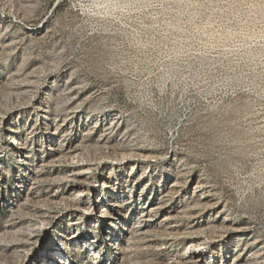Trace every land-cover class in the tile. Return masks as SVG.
Here are the masks:
<instances>
[{"label": "rangeland", "instance_id": "1", "mask_svg": "<svg viewBox=\"0 0 264 264\" xmlns=\"http://www.w3.org/2000/svg\"><path fill=\"white\" fill-rule=\"evenodd\" d=\"M0 264H264V0H0Z\"/></svg>", "mask_w": 264, "mask_h": 264}, {"label": "bare ground", "instance_id": "2", "mask_svg": "<svg viewBox=\"0 0 264 264\" xmlns=\"http://www.w3.org/2000/svg\"><path fill=\"white\" fill-rule=\"evenodd\" d=\"M85 195V190L84 189H80L79 190V193H78V197L80 198V197H82V196H84ZM87 204H89L90 205V207L92 208L93 207V204H92V202L90 201H88L87 202ZM102 212H104V211H108L109 212V209H107V208H102V210H101ZM185 250H187V249H185ZM199 253V252H198ZM197 253V254H198ZM186 254V251L185 252H183V255H185ZM196 255V254H195Z\"/></svg>", "mask_w": 264, "mask_h": 264}]
</instances>
